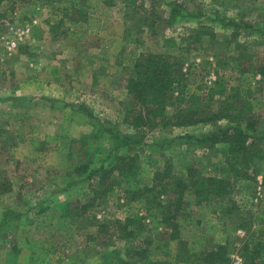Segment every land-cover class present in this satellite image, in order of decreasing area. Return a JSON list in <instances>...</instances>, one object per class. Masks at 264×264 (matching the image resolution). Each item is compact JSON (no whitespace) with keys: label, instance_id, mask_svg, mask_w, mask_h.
Returning a JSON list of instances; mask_svg holds the SVG:
<instances>
[{"label":"rangeland","instance_id":"374dc122","mask_svg":"<svg viewBox=\"0 0 264 264\" xmlns=\"http://www.w3.org/2000/svg\"><path fill=\"white\" fill-rule=\"evenodd\" d=\"M174 1L186 15L169 27L158 17L164 18ZM82 2L102 18L104 27L99 48L81 55L51 39L47 21L61 18L62 5L4 0L0 7V264H114V249L128 252L132 264H182L177 259L185 254L199 255L225 244L231 264H244L242 245L264 242V157L255 161L249 180L233 184L225 200L196 205L192 179L221 175L226 146L207 150L179 138L213 131L212 124L144 129L145 145L120 153L139 155L138 178L107 196L94 193L99 175H89L114 165L113 142L105 129L134 133L125 113L129 95L123 69L134 66L143 54L169 53L176 58L180 84L173 97L199 93V88L221 81L232 100L251 103L264 130V0ZM217 15L253 31L223 28L209 20ZM201 26L213 27L216 39L205 36L200 44L189 39ZM22 29L29 30L27 38L8 51L6 40ZM138 34L143 44L134 42ZM168 39L186 48L167 49ZM219 63H226V69ZM251 64L259 67L255 73L246 72ZM27 95L32 101L24 104L21 97ZM69 105L86 106L93 117ZM168 172L187 187L178 217L183 243L156 240L141 247L163 228L147 201L168 197L155 189L128 203L121 190L151 189L159 183L155 175L160 173L163 180ZM137 216L145 217L142 225L129 228L134 233L122 237L127 230L121 228L124 221Z\"/></svg>","mask_w":264,"mask_h":264},{"label":"trees","instance_id":"16d2710c","mask_svg":"<svg viewBox=\"0 0 264 264\" xmlns=\"http://www.w3.org/2000/svg\"><path fill=\"white\" fill-rule=\"evenodd\" d=\"M4 0H0V7ZM49 4H60L61 18L49 24V33L53 41H62L72 48L78 55L88 53L99 48L98 35L104 27L101 17L90 12L82 0H46ZM171 15L168 19L158 17V20L173 26L178 20L186 15V9L178 2L172 4ZM143 7V5L141 6ZM136 14V13H135ZM157 18L155 13H151ZM136 17L138 15L136 14ZM212 23H219L223 28H242L252 30L249 25H241L235 20L218 16L209 19ZM67 22L75 25L68 26ZM147 23V19L144 21ZM77 26V27H76ZM144 26V25H143ZM208 36L211 40L216 39L217 34L213 27L201 26L195 34L190 35L195 44H200L203 37ZM141 35L138 34L135 43L143 44ZM187 39V40H189ZM185 40V41H187ZM167 49L180 48L173 39L164 41ZM168 42V44H167ZM181 47L180 49H185ZM224 58L226 55L223 56ZM222 59V58H221ZM220 59V60H221ZM222 62V61H221ZM219 65H222L219 63ZM177 60L169 53L143 54L132 67L123 69L124 89L129 100L125 105V113L128 125L134 133H122L118 129H105L113 142L111 152L114 153V165L110 169L100 167L91 171L90 177L99 175L98 187L95 194L107 196L115 188L134 182L141 171L140 157L138 154H120L124 150H135L143 147L144 129L173 126L178 128L194 127L201 124H212L214 130L208 133H186L179 139L192 147L215 149L218 145H225L223 151L224 167L219 176H198L192 179L190 188L193 190L196 205L203 203L225 200L233 192V184L238 180H249L250 172L255 168L256 160L263 159L264 130L260 129V121L254 117L251 103L246 99L232 100L227 89L221 81L216 82L208 89L199 88V93H180L173 97V92L180 84L177 75ZM221 69H226L224 63ZM259 67L254 64L248 66L246 72L255 73ZM174 98V99H173ZM186 105V106H185ZM78 106V107H77ZM69 105L73 110L92 118L93 113L83 105ZM225 122V125L219 123ZM259 131H262L260 136ZM4 138V134L2 135ZM254 172V171H253ZM161 179V174L155 175L156 183L151 189H124L128 203L142 200L145 193L159 189L161 194L168 200L147 201L149 210H156L162 231L151 235L141 247L151 246L154 241L178 242L181 238V227L178 222L179 213L185 206L186 184L182 179L175 180L168 172ZM175 180V181H174ZM2 186L0 185V194ZM145 217H129L121 227L126 230L122 237H130L135 228L142 225ZM119 226L122 225L118 221ZM106 225H102L105 229ZM245 242L240 253L244 258V264H264V242H257L251 246ZM186 250V248H185ZM189 253V252H187ZM114 264H132L128 252L120 249L112 251ZM182 264H231L228 246L220 245L217 249L202 251L199 255L185 254L177 259Z\"/></svg>","mask_w":264,"mask_h":264},{"label":"built area","instance_id":"2783aa9c","mask_svg":"<svg viewBox=\"0 0 264 264\" xmlns=\"http://www.w3.org/2000/svg\"><path fill=\"white\" fill-rule=\"evenodd\" d=\"M29 33V30L27 29H22L20 31H15L13 34V38L10 40H6V48L8 51H14L15 49L20 46L21 43L24 42V40L27 38Z\"/></svg>","mask_w":264,"mask_h":264},{"label":"crops","instance_id":"0c3cea01","mask_svg":"<svg viewBox=\"0 0 264 264\" xmlns=\"http://www.w3.org/2000/svg\"><path fill=\"white\" fill-rule=\"evenodd\" d=\"M171 10H172V6H170V4H169V11L166 13V15H164V18H165V19H168V18L170 17V15H171ZM21 98L24 99V104H25V103H29L30 101H32V97H29L28 95H27V96H22ZM19 100H20V99H19ZM46 100H48V99H46Z\"/></svg>","mask_w":264,"mask_h":264}]
</instances>
